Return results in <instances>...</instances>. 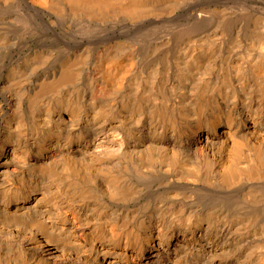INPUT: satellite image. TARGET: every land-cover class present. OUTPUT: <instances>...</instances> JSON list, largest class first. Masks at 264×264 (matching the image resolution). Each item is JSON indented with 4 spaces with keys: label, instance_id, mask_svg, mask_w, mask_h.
I'll return each mask as SVG.
<instances>
[{
    "label": "bare ground",
    "instance_id": "obj_1",
    "mask_svg": "<svg viewBox=\"0 0 264 264\" xmlns=\"http://www.w3.org/2000/svg\"><path fill=\"white\" fill-rule=\"evenodd\" d=\"M1 51L0 264H264V0H0Z\"/></svg>",
    "mask_w": 264,
    "mask_h": 264
},
{
    "label": "rangeland",
    "instance_id": "obj_2",
    "mask_svg": "<svg viewBox=\"0 0 264 264\" xmlns=\"http://www.w3.org/2000/svg\"><path fill=\"white\" fill-rule=\"evenodd\" d=\"M23 13H25V12L24 11H22V13L19 12V14H21V16L23 15ZM21 25L24 26L25 32L28 33V34L31 33V35H32L33 31L36 32V30L32 27V25H30L29 20L27 18H24V19L21 18ZM7 29L10 32V34L12 35V37H14V38H18V36L21 35V32H20V30H18V27L16 25L10 24V25L7 26ZM31 35H29V38H32ZM33 48H35V49H44V47L37 46L35 44H33ZM4 53H5V51H3V52L1 51V54H0V62H2L3 59H4L2 57V54H4ZM25 54H26V52L25 53H22V55H25ZM8 61L9 60L7 59L6 62H8Z\"/></svg>",
    "mask_w": 264,
    "mask_h": 264
}]
</instances>
